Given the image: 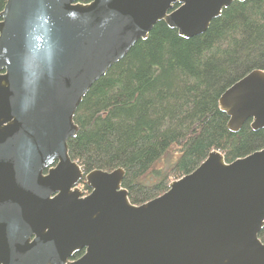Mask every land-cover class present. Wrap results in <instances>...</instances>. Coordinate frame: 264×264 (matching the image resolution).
I'll return each instance as SVG.
<instances>
[{"label":"water","instance_id":"water-1","mask_svg":"<svg viewBox=\"0 0 264 264\" xmlns=\"http://www.w3.org/2000/svg\"><path fill=\"white\" fill-rule=\"evenodd\" d=\"M232 1H5L0 264H264V146L230 162L210 151L140 204L128 199L123 168L85 173L68 152L83 96L155 23L188 38ZM218 106L230 131L247 120L264 128V71L233 82Z\"/></svg>","mask_w":264,"mask_h":264},{"label":"trees","instance_id":"trees-1","mask_svg":"<svg viewBox=\"0 0 264 264\" xmlns=\"http://www.w3.org/2000/svg\"><path fill=\"white\" fill-rule=\"evenodd\" d=\"M253 69L264 71V0H234L188 38L158 21L83 96L69 156L85 173L123 168L128 199L140 204L210 151L230 162L260 149L264 128L252 130L247 120L230 131L218 106L220 94ZM171 155L165 169L155 167ZM258 237L264 244V227Z\"/></svg>","mask_w":264,"mask_h":264},{"label":"rangeland","instance_id":"rangeland-1","mask_svg":"<svg viewBox=\"0 0 264 264\" xmlns=\"http://www.w3.org/2000/svg\"><path fill=\"white\" fill-rule=\"evenodd\" d=\"M172 158L174 159L175 156L173 157V155H171V156H168V157L160 159L155 164V167L158 168V169H161V170L165 169L168 166V164L171 162V160H173Z\"/></svg>","mask_w":264,"mask_h":264},{"label":"flooded vegetation","instance_id":"flooded-vegetation-1","mask_svg":"<svg viewBox=\"0 0 264 264\" xmlns=\"http://www.w3.org/2000/svg\"><path fill=\"white\" fill-rule=\"evenodd\" d=\"M178 7V4L174 5V8ZM222 11V10H221ZM220 15V14H219ZM218 17V16H217ZM77 186L80 188V190L84 193L87 194L90 189L85 185L84 181H80Z\"/></svg>","mask_w":264,"mask_h":264}]
</instances>
